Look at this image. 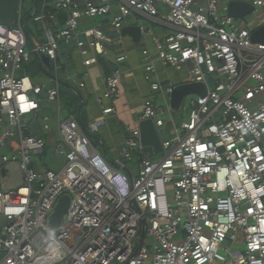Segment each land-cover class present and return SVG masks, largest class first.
Returning a JSON list of instances; mask_svg holds the SVG:
<instances>
[{
	"label": "built area",
	"instance_id": "obj_1",
	"mask_svg": "<svg viewBox=\"0 0 264 264\" xmlns=\"http://www.w3.org/2000/svg\"><path fill=\"white\" fill-rule=\"evenodd\" d=\"M26 1L20 0L14 27L0 24V126L9 125L0 132V148L19 138L2 163H19L24 179L15 190L0 182V264H264V43L252 40L264 27V0H39L34 20L43 43L31 48ZM225 2L252 5L257 22L231 17ZM136 15L168 20L174 28L159 39L142 25V40L151 38L156 49L155 56L148 46L142 51L144 79L165 105L153 96L143 102L113 163L93 148L90 135L118 113L128 61L119 54L97 100L101 116L85 125L87 132L77 119L58 121L55 154L65 159L62 170L35 167L46 143L24 131L39 117L42 95L60 101L61 84L34 85L27 67L47 56L59 79L71 58L62 55L63 47L78 50L87 70L98 66L124 46L113 34ZM96 18L104 25L81 28ZM156 62L182 73L180 81L162 82ZM196 83L206 94L187 96L180 111L186 117L177 123L171 95ZM42 120L50 130V117ZM148 120L161 139V154L142 145L139 125ZM66 194L70 208L53 227L50 217Z\"/></svg>",
	"mask_w": 264,
	"mask_h": 264
},
{
	"label": "crops",
	"instance_id": "obj_2",
	"mask_svg": "<svg viewBox=\"0 0 264 264\" xmlns=\"http://www.w3.org/2000/svg\"><path fill=\"white\" fill-rule=\"evenodd\" d=\"M40 1L32 0L31 2L34 6L30 8L35 9L37 2L39 3ZM51 2L52 0H49L48 5H51ZM116 11L117 7H115V12ZM162 13L165 14L167 12L165 11V9L162 8ZM94 24V20H86L81 23V28ZM97 25H104V23H102V21L100 20L99 24ZM142 25L145 28L152 27L155 36L159 39H164L170 32L174 31V28L168 20H162L159 17L151 18L141 17L137 15L135 17L129 18L125 23L124 28L127 26ZM103 27L106 31L110 33L112 32V30L108 26ZM122 38L124 46L120 49H113L110 52L109 57L107 58V61L111 62L112 66H116L113 61L117 55L126 54L128 56V61L123 66L122 98L121 101L118 103V113L114 118L111 119L108 126L102 128V130L98 134L94 135L96 137V146L93 144V148L96 149L103 156H106L111 163L116 160L117 153L120 151V148L128 133L129 127H133L136 125L135 123L138 117V113L141 110L143 102L153 96L149 85L145 82L144 77L146 72L142 63V51L144 47L148 46L151 54L154 56L156 55V49L152 44V39H143L140 44H136L133 42V39L129 36ZM62 55H71V58L59 75V79L62 81L61 90L64 88H68L74 92V95L77 96L78 111L76 113L74 112V116H69L64 109V103L62 98H60L59 102L51 103L46 101L45 95H42V111L37 119H32L31 121L33 122L37 120L43 133L42 137L44 138L46 143L44 152L40 155V157H45V159H42V161H40L38 157L34 161V166L37 168H43L48 170L59 169V171L62 170L65 164V159L63 157L56 156L55 154V147L59 143V134L57 130L58 121L59 119H77L84 125H88L89 122L100 117L101 109L97 104V100L98 98L104 95V77L106 75L101 63L98 66L90 67L88 70L83 67L80 53L76 49H74V51H69L68 49L63 47ZM34 64H37L40 70L39 73L44 75V80H42V84H47L49 86L53 85L55 81L49 78L45 74V72L42 71V68H44V66L39 63L37 58L30 66L27 67V73L29 74L30 68ZM156 64L158 68V76L162 80V82L166 84L172 83L175 78L180 81L182 73L178 74L171 68L166 69L164 71L162 67L158 64V62H156ZM49 68L52 74L51 63ZM68 76L71 79H74V82H71L69 80L67 81ZM81 84H84L85 86L81 88ZM78 93L81 94L84 100V105L81 112L79 111L80 98ZM153 97L157 101L163 100L162 96L158 94L154 95ZM83 114L86 115V121H84L81 117L83 116ZM44 116L50 117L51 128L48 131H44L43 128L44 123L42 117ZM185 117L186 115L181 114L180 120L184 119ZM7 128H9V125L7 122H5L2 126H0V132ZM18 144L19 138L16 136L14 139L9 140L8 145L6 147L0 148V169L3 166V155L15 151L18 147ZM0 182H2L1 173Z\"/></svg>",
	"mask_w": 264,
	"mask_h": 264
},
{
	"label": "water",
	"instance_id": "obj_3",
	"mask_svg": "<svg viewBox=\"0 0 264 264\" xmlns=\"http://www.w3.org/2000/svg\"><path fill=\"white\" fill-rule=\"evenodd\" d=\"M19 5L20 0H0V24L8 27H14L18 21L19 17ZM229 15L234 18L245 19L247 16L254 12V7L246 2H231L228 5ZM34 17V12L29 15V19ZM25 22V21H24ZM115 37H131L133 42L140 44L143 38L142 26H127L121 30L120 34H113ZM252 40L255 43H264V27H261L257 31L252 33ZM38 61L44 68L42 71L53 79L58 80L60 84L62 81L57 79L50 72V58L47 56H38ZM206 87L202 83H196L191 85H180L176 87L173 94L171 95V108L175 112H180L183 106L185 98L189 95L205 96ZM80 98L79 111L81 112L84 105V100L80 93H78ZM83 129L86 131V127L82 124ZM141 131L142 145L150 152L154 154H161L163 152L162 142L156 130L153 121H144L139 125ZM87 132V131H86ZM26 137H42L43 133L37 122V120L31 122L30 128L24 131ZM93 140V144L96 146L94 135H90ZM1 180L5 186L6 190H15L21 187L24 183L23 173L21 171L19 163H8L1 167ZM71 196L66 194L60 198L58 204L56 205L53 215L50 217V224L53 227H59L67 211L70 208ZM145 224V221H144ZM146 233V226L144 225L142 230L141 242L139 248H141ZM3 255L0 254V261L3 259Z\"/></svg>",
	"mask_w": 264,
	"mask_h": 264
},
{
	"label": "rangeland",
	"instance_id": "obj_4",
	"mask_svg": "<svg viewBox=\"0 0 264 264\" xmlns=\"http://www.w3.org/2000/svg\"><path fill=\"white\" fill-rule=\"evenodd\" d=\"M229 4L227 3V2H225V3H223V5H222V7H226V6H228ZM26 6L30 9V7H33L34 5L32 4V2L30 1V0H28V1H26ZM254 15L253 14H251V15H249L248 17H247V21L249 22V21H252L253 19H254ZM259 17H260V19H262L263 17H262V15H259ZM256 19H254L252 22L253 23H255V22H257V21H255ZM94 22H95V24L94 25H97V24H99V22H100V18H96V19H94ZM251 23V22H250ZM253 23H251L250 25H249V27L253 24ZM239 24L243 27V28H246L248 25H247V23L245 22V21H239ZM89 26H91V25H89ZM27 27H28V30H29V32H30V34L33 36V37H36L37 36V34H39L40 33V31H41V24H39V23H35L34 21H33V19L31 18L30 20H28L27 21ZM29 75H30V77H31V80H32V82H33V84L34 85H36V84H42L43 83V81L42 80H44L43 78H44V75H42L41 73H39L37 70L35 71V70H33L32 71V69H30V71H29ZM46 79V78H45ZM178 79L177 78H175L174 80H173V82H179V80L177 81ZM172 82V81H171ZM172 82V83H173ZM169 84V83H168ZM161 100V99H160ZM158 103L159 104H161V105H165V102H164V100H161V101H158ZM173 115H174V118H175V120H176V122L177 123H180V118H181V113L180 112H173ZM82 118H83V120L84 121H86V115L85 114H83V116H82ZM164 119L165 120H169L170 119V115H169V113L167 112L166 113V115L164 116ZM168 130H170V128H168ZM170 137V135L168 134V135H166V136H163V140H166L167 138H169ZM39 158L38 159H40V161H42V159H45V157L43 158V157H40V156H38ZM161 157V155H158V157L157 158H160ZM42 163V162H41ZM54 171H56V172H58L59 171V169L58 170H56V169H54ZM182 212V215L183 216H187V211L186 210H182L181 211ZM150 240V238L149 237H147V239H146V243H148V241Z\"/></svg>",
	"mask_w": 264,
	"mask_h": 264
},
{
	"label": "trees",
	"instance_id": "obj_5",
	"mask_svg": "<svg viewBox=\"0 0 264 264\" xmlns=\"http://www.w3.org/2000/svg\"><path fill=\"white\" fill-rule=\"evenodd\" d=\"M34 10H35L34 8H30V9L24 10V12H23V21H25V23H26L27 34L29 37V48H31L32 46H34L36 44L43 43V39H41L43 37L42 27H41L40 33L37 34L36 37H33L30 34L28 27H27V21L31 19V18L29 19L28 17L32 12H34ZM49 10L57 12L56 10H54L52 8H50ZM37 14H38V10H37ZM58 16L62 19L64 17V14L62 12H59ZM32 19L35 22L34 17ZM100 63L102 64V67L104 68L106 74H109L111 72V70L115 67V66H112L111 62L104 60V59H101ZM30 69H32V71L37 70L38 72H40L37 64H34ZM61 98L63 100L64 109H65L66 113L69 116H74V112L76 113L78 111V109H77V96L74 95V92L72 90H70L68 88H66V89L64 88L61 90Z\"/></svg>",
	"mask_w": 264,
	"mask_h": 264
}]
</instances>
